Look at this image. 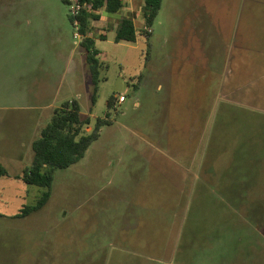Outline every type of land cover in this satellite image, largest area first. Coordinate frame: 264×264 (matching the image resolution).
I'll return each mask as SVG.
<instances>
[{
    "label": "rangeland",
    "instance_id": "1",
    "mask_svg": "<svg viewBox=\"0 0 264 264\" xmlns=\"http://www.w3.org/2000/svg\"><path fill=\"white\" fill-rule=\"evenodd\" d=\"M123 1L120 13L102 8L91 21L100 54L93 103L73 2L0 0L5 169L32 165L30 141L67 101L91 118L86 132L99 118L111 123L79 163L55 171L40 211L0 216V264H264V0H163L153 27L144 0ZM203 11L221 22L219 50L211 28L199 33L201 49L187 39ZM125 17L136 42L115 41ZM217 52L215 73L207 57ZM47 190L0 188V214L35 205Z\"/></svg>",
    "mask_w": 264,
    "mask_h": 264
},
{
    "label": "trees",
    "instance_id": "2",
    "mask_svg": "<svg viewBox=\"0 0 264 264\" xmlns=\"http://www.w3.org/2000/svg\"><path fill=\"white\" fill-rule=\"evenodd\" d=\"M82 9L77 16L70 15L71 23L79 25V32L84 37L83 45L86 48V60L89 74L94 84L93 103L96 102L98 92L99 52L95 49V40L89 36L91 21H99L102 16L100 10L105 8L111 15L120 13L124 7L123 0H80ZM143 16L145 25L153 27L162 8L163 0H144ZM69 6V0H63ZM148 39L151 34L147 35ZM138 30L133 18L125 17L121 20L116 31V42H136ZM115 98L111 97L108 107L114 106ZM110 115V114H108ZM92 120L83 116L78 100L65 102L56 108L51 121L43 128L41 136L33 142L34 158L30 167L24 170L21 176L28 185L44 187L48 190L38 199L35 205H26L18 218H26L34 212L40 211L51 197V187L54 174L58 169H67L79 163L86 155L91 145L100 138L101 129L111 123L107 119L99 118L92 132H86V127ZM8 171L0 162V179L8 176Z\"/></svg>",
    "mask_w": 264,
    "mask_h": 264
},
{
    "label": "crops",
    "instance_id": "3",
    "mask_svg": "<svg viewBox=\"0 0 264 264\" xmlns=\"http://www.w3.org/2000/svg\"><path fill=\"white\" fill-rule=\"evenodd\" d=\"M251 12H252V10H251ZM207 16V14L206 13H204V11L203 12H201L200 13V22H198V23H196V25H197V28H195L194 26H195V24L194 25H192V28L190 29V33H189V36H188V38L187 39H190V40H193V42H194V45H193V47L195 48V50H197V49H201V48H203L204 47V42L201 40L202 39V36L199 34V33H201V32H203L202 30L203 29H207V31L210 29V32H212L213 34H215V36H213L214 37V39L216 40V44L214 43V41L212 42V46L211 47H213V48H217L218 50L220 49V38H221V33L223 32L221 29H222V27L220 28V26H221V22L220 21H215V18L213 17V19L209 16V14H208V16L210 17V21H205V17ZM249 28L250 27H247V30H249ZM248 32H250V31H248ZM212 36V35H211ZM210 36V39L212 38ZM218 53L219 52H217V58L216 59H214V57H215V53H213V55H212V58L211 59H209V57H207L208 58V65H210L211 67H210V71H212V72H215V73H218L219 71H220V58H219V56H218ZM100 55V54H99ZM99 55H98V57H99ZM97 57V58H98ZM214 60V61H213ZM230 61L232 62V58L230 59ZM203 62H204V60H201L200 61V63L199 62H197V72H198V68H200L199 66L201 65V66H203ZM205 63V62H204ZM85 69H86V71L89 73V71H88V68H87V63L85 64ZM202 70H204V69H202ZM72 81H74V80H72ZM75 82V81H74ZM74 82H72V83H70L69 85H68V87L70 88L71 86H73L74 85ZM67 87V88H68ZM57 93H55V95L54 96H57L58 95V93H60V92H62V90H64V86L62 85V86H60V84L58 85V86H56L55 87V89H54ZM21 95H23V96H28V94H21ZM47 95V93H45L44 91H40V92H38V93H33V95H31V96H34V97H41V96H46ZM49 95V94H48ZM37 97V98H38ZM126 102V101H125ZM125 102H123V103H125ZM54 108V107H53ZM54 111H55V109H54ZM54 113V112H53ZM35 140H33V141H30V144H32L33 145V142H34ZM154 160H155V158H154ZM0 162L2 163V165L3 166H5L4 164H3V162L1 161V159H0ZM27 167H29V166H27L26 165V167H24V168H22V169H20V171H13L12 173H9V171H8V176H5V177H2L1 179H0V188L2 189V190H5V191H7L10 187H13V186H15V187H19L20 188V191L23 193V194H26L27 196H28V194L32 191V185H28L24 180H23V178L21 177L22 175H23V173H24V170L27 168ZM95 189L93 188V187H88V188H85V193H87V194H91L93 191H94ZM120 191H123V192H125L124 191V189L123 188H121V190ZM91 199H90V201L92 200V197H90ZM20 214V212L19 213H16V214H13V215H11V216H5V215H3V214H0V216H3V217H8V218H11V219H15V220H19V219H21V218H18L17 216ZM29 217V216H28ZM89 219V221L88 222H92L91 221V218H88Z\"/></svg>",
    "mask_w": 264,
    "mask_h": 264
},
{
    "label": "built area",
    "instance_id": "4",
    "mask_svg": "<svg viewBox=\"0 0 264 264\" xmlns=\"http://www.w3.org/2000/svg\"><path fill=\"white\" fill-rule=\"evenodd\" d=\"M70 1V5L72 4L73 2V14L72 16H77L80 12V10L82 9V4H81V1L80 0H69ZM78 24V22H76V25ZM126 99H125V96H122L120 98V102H124Z\"/></svg>",
    "mask_w": 264,
    "mask_h": 264
}]
</instances>
